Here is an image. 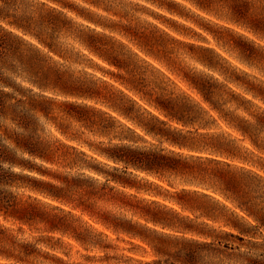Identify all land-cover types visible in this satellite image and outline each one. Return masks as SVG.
I'll return each mask as SVG.
<instances>
[{
    "label": "rangeland",
    "instance_id": "obj_1",
    "mask_svg": "<svg viewBox=\"0 0 264 264\" xmlns=\"http://www.w3.org/2000/svg\"><path fill=\"white\" fill-rule=\"evenodd\" d=\"M22 1L27 8L43 2L45 8L58 7L74 26L89 24L106 32L113 53L128 66L118 68L81 46L74 34L60 33L70 58L76 51L79 55V62L65 63L84 70L99 94L51 93L60 99L51 105L53 118L38 114L37 136L51 144L53 153L48 160L18 152L35 169L12 167L26 175L15 176L13 185L3 187L28 209L22 219L0 213V264L245 263L229 256L230 251L256 256L264 264V227L238 205L249 201L264 210V179L254 173L264 177V151L222 115L264 110V101L251 92L264 86V35L229 19L221 2L206 10L195 0ZM197 76L214 82L221 112L192 86ZM130 83L147 92H137ZM120 90L137 101L131 107L134 119L113 108L120 103ZM158 95L187 100L188 119L193 116L195 121L183 124L165 115L149 100ZM246 99L249 110L239 104ZM136 120L188 146L147 132ZM258 135L264 141V130ZM118 141L178 157V166L158 172L131 166L114 170L97 149ZM216 144L235 154L218 151ZM163 161L171 163L169 158ZM111 172L124 174L139 187L108 180L106 173ZM225 173L242 175L239 185L224 179ZM228 221L248 227L243 240L230 235L237 230ZM225 243L234 249H225Z\"/></svg>",
    "mask_w": 264,
    "mask_h": 264
},
{
    "label": "trees",
    "instance_id": "obj_2",
    "mask_svg": "<svg viewBox=\"0 0 264 264\" xmlns=\"http://www.w3.org/2000/svg\"><path fill=\"white\" fill-rule=\"evenodd\" d=\"M219 2L227 6L229 19L245 24L253 31L264 35V0L262 2L257 0H195L198 6L206 10L212 9L213 4ZM26 5L22 0H0V213L5 217L17 219H22L23 212L28 207L27 205H18L15 195L3 187L13 185L15 176L26 175V173L14 171L12 167L35 169L31 161L19 157L18 152L26 153L30 157L48 160L51 158L53 153L51 144L37 136L38 114L46 118H53L50 115L51 105L55 99L60 100L56 96H52L51 93L73 97H94L99 94L98 89L94 87L93 80L83 76L84 70H75L71 65L65 63L68 59L79 62V55L76 51L75 57L70 58L71 51L62 46L59 40L60 33L74 34L81 46L118 68H127L128 66L125 59L113 53V42L108 38L106 32L99 31L89 24H85V28L74 26L71 19L64 16L61 9L55 6L45 8L43 7L44 2L34 7L27 8ZM82 15L94 23L106 24L89 14ZM130 70L133 75L134 69ZM190 83L210 104L211 108L219 112L222 111L218 99H214L216 94L214 82L208 78L197 76L191 79ZM134 84L130 83L129 87L137 92H147L143 91L141 85ZM120 91V103H114L113 108L125 117L134 119L131 115V107L137 101L131 97L125 98L126 93ZM251 92L253 96L264 101V86L252 89ZM126 99L131 101V104H126L129 103ZM149 100L165 115L178 122L187 124L188 121H195L193 116L188 119L190 107L184 98L158 95L153 100ZM246 101L250 102V99L242 100L239 104L249 110L245 105ZM63 103L86 106L85 103L78 104L67 100H63ZM228 114L227 112L222 114L228 124L247 136L253 145L264 151V141L258 137V134L264 130V110L255 113L248 111V116L228 117ZM156 118L158 119V117ZM135 122L147 132L159 134L173 144L188 146V143L176 137L167 136L163 131L156 130L151 125L138 120ZM214 147L228 155L235 154L230 147H222L217 144ZM97 151L112 161L111 166L114 170L126 171L131 166L137 170L158 172L164 167L176 169L179 162L178 157H166L156 150L140 148L121 141L109 142L107 146L98 148ZM167 158L171 159V163H164L163 160ZM118 163H122V165L119 167ZM3 164H6L7 167L4 168ZM96 170L101 171L100 169ZM254 173L264 179L262 175ZM106 174L108 180L122 186L139 187L124 174L120 175L114 172ZM241 178L242 175L237 173L224 174V179H228L235 185H239ZM50 194L59 197L56 193ZM238 205L249 215H252L260 226L264 227V210L261 207H256L249 201L239 202ZM226 224L237 230L236 233H229L239 240H243V235L249 232L248 227L237 221H228ZM1 229L0 225V232ZM132 232L138 234L136 231ZM224 247L229 250L234 249V246L228 243H225ZM235 247L238 249L239 245ZM228 255L241 257L244 264H263L258 257L247 255L244 252L233 253L230 251ZM182 262L188 264V261Z\"/></svg>",
    "mask_w": 264,
    "mask_h": 264
}]
</instances>
